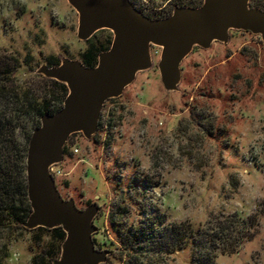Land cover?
I'll return each mask as SVG.
<instances>
[{"label":"rangeland","instance_id":"1","mask_svg":"<svg viewBox=\"0 0 264 264\" xmlns=\"http://www.w3.org/2000/svg\"><path fill=\"white\" fill-rule=\"evenodd\" d=\"M134 1L143 14L154 16L199 0ZM76 28L77 14L66 0H0V54L22 62L16 72L21 83L40 81L35 70L42 62L81 61L86 51L112 39L104 30L82 42ZM151 53L150 68L120 97L104 103L92 138L74 134L67 140L62 162L51 170L58 192L78 209L94 202L100 207L92 238L97 250L111 251L105 264L127 259L119 228L163 216L164 224L197 228L209 218L233 215H254L257 226L250 239L218 253L215 264H264L260 37L230 31L226 45L193 48L180 65L176 92L163 89L156 67L159 49ZM57 245L44 230L0 229V263L31 264L33 256ZM190 257V248L176 250L164 263L190 264Z\"/></svg>","mask_w":264,"mask_h":264},{"label":"water","instance_id":"2","mask_svg":"<svg viewBox=\"0 0 264 264\" xmlns=\"http://www.w3.org/2000/svg\"><path fill=\"white\" fill-rule=\"evenodd\" d=\"M77 14L76 38L85 42L95 33L112 34L108 49L94 66L63 57L57 65L42 62L35 74L66 86L62 106L40 118L30 135L25 158L26 193L30 213L27 230L61 228L65 234L51 264H105L111 251L97 250L92 236L100 207L78 209L58 192L51 168L63 159V148L74 134L90 140L103 104L120 97L136 75L152 65L151 48L159 49V80L166 92H176L180 65L193 48L226 45L230 31L258 35L264 48V9L250 0H202L196 7L176 6L162 18H150L129 0H66Z\"/></svg>","mask_w":264,"mask_h":264},{"label":"trees","instance_id":"3","mask_svg":"<svg viewBox=\"0 0 264 264\" xmlns=\"http://www.w3.org/2000/svg\"><path fill=\"white\" fill-rule=\"evenodd\" d=\"M250 5L264 9V0H250ZM162 17L166 15L153 18ZM98 32L87 41L93 40ZM110 43L111 39H108L105 46L100 44L89 49L83 54L81 62L88 67L94 66L98 54L108 49ZM58 63L50 61L47 65ZM21 64L14 55L0 54V229H23L22 223L30 213L25 158L31 130L40 124L43 115L61 108L67 93L64 84L40 75L36 84L21 83L16 75ZM164 219V216L157 221L148 218L139 226L117 229L127 254L123 264H162L161 261L165 264V258L170 254L186 248H190V264H215L218 253L230 252L234 247L229 245L250 239L251 228L257 226L254 215L247 219L238 215H233L231 219L209 218L197 228L187 223L164 224ZM34 230L51 232L58 245L49 247L53 255L49 250L33 256L31 264H51L52 259L59 255L65 234L61 228Z\"/></svg>","mask_w":264,"mask_h":264},{"label":"flooded vegetation","instance_id":"4","mask_svg":"<svg viewBox=\"0 0 264 264\" xmlns=\"http://www.w3.org/2000/svg\"><path fill=\"white\" fill-rule=\"evenodd\" d=\"M131 3H132V5L136 8V9H138L139 11H141L142 13H143V10H142V8L139 6H137V4H136V1H134V0H129ZM202 3V0H199L198 2H197V4H196V6H199L200 4ZM177 5H175L174 7H176ZM173 7V8H174ZM172 8V9H173ZM172 11V10H171ZM171 12H165V13H160V14H155L154 16H159V15H166V16H168L169 14H170ZM145 15V14H144ZM154 16H148V17H150V18H153ZM153 19H155V18H153ZM104 105V104H103ZM100 117V116H99Z\"/></svg>","mask_w":264,"mask_h":264},{"label":"built area","instance_id":"5","mask_svg":"<svg viewBox=\"0 0 264 264\" xmlns=\"http://www.w3.org/2000/svg\"><path fill=\"white\" fill-rule=\"evenodd\" d=\"M51 170H52V168H51ZM51 173H52V171H51ZM52 175H53V173H52Z\"/></svg>","mask_w":264,"mask_h":264}]
</instances>
